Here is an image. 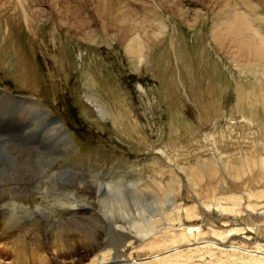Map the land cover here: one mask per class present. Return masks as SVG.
Instances as JSON below:
<instances>
[{"label": "rangeland", "instance_id": "rangeland-1", "mask_svg": "<svg viewBox=\"0 0 264 264\" xmlns=\"http://www.w3.org/2000/svg\"><path fill=\"white\" fill-rule=\"evenodd\" d=\"M244 19L255 40L254 30L263 37L264 0H0V89L29 101L0 90V119L11 126L0 141L43 170L11 192L18 230L43 209L92 225L91 211L67 215L63 205L93 197L82 185L92 177L125 192L152 190L156 204L178 179L179 211L152 226L154 236L117 237L126 264H157L165 254L169 264H264V58L229 28ZM125 25L134 28L128 40L136 34L146 45L141 62L119 41ZM35 103L70 140H50ZM63 170L75 174H55ZM230 198L234 211L220 210ZM7 243L3 264L13 260ZM96 253L75 264H92ZM56 254L49 240L26 264H63Z\"/></svg>", "mask_w": 264, "mask_h": 264}, {"label": "bare ground", "instance_id": "bare-ground-1", "mask_svg": "<svg viewBox=\"0 0 264 264\" xmlns=\"http://www.w3.org/2000/svg\"><path fill=\"white\" fill-rule=\"evenodd\" d=\"M230 16H234V15L232 14ZM149 25L151 24H148V26ZM160 26L161 25H159V27ZM124 28L126 29H124L121 35L119 34L120 35L119 41L120 42L122 41L121 43L124 44V51L130 58L137 60V62H141L144 56L143 50L145 49L146 45L144 46L142 40L138 38L136 34H134L133 36L131 35L132 37L130 36V39L128 40L127 36L129 32H131V30L134 28L132 26H126V25L124 26ZM229 28L231 29V31L237 33L241 37V40L245 44H247V46H249L251 50H254L252 51L253 53L255 52L254 53L255 56L253 58L255 59L264 58V36L262 37L258 31L256 32V30H254V32L257 35L255 40L254 39L255 37L249 34L250 33L249 27L245 19L243 20V22L237 20L235 23L229 24ZM245 32H247L248 34ZM12 99L15 100V98ZM17 100L19 102L22 103L27 102V104H29L28 100L25 102L19 99ZM88 101L93 106L94 110L97 113H99L100 115H103L105 113L102 106L98 102H96V100L92 98H88ZM35 105L38 107L37 113L41 117L42 122L45 121L48 122V124H50L51 128L49 130H50V134L52 135L50 140L52 141L53 137L56 136L57 134H59L60 136L64 135L65 139L67 138L68 140H70L68 135L66 134V130L63 129V127L59 123L58 124L60 126L55 125L54 123L55 120L56 122H58L59 118H53V117L50 118L48 113L44 109H42L39 104L35 103ZM9 129H11V126L8 127V130ZM67 143H69V141L65 142V145H67ZM57 147L58 146L52 145V150L57 149ZM19 155L20 154L17 152L13 153L11 148L6 147L5 145H3V142L0 141V188H2V193L0 195V214H2L0 220V244L3 240H7L8 241L7 249L10 250L9 256L13 257V260L11 262L9 261L6 264H26L28 253H31V255L36 254L37 249L39 250L40 247L43 246L49 240H51V245L57 253L56 254V256L58 257L57 260H59L60 262L62 261L63 264L66 262V260H68L72 264H75L76 262L81 263L88 254H92L95 251L98 253L94 255L93 259L91 258L92 264H105V263L110 264L111 262L112 264H126V262L129 259L123 260L121 258L122 256L123 257L125 256L123 255V252L120 250V247L123 244L122 243L119 244L116 241L117 237H119V235L121 236V234H124L125 231L131 234L133 233L134 237L137 238L136 240H139L138 237L139 238L149 237L153 235L152 226L156 225L159 220H162V222L169 221L170 219L169 213L172 214L174 210L179 211V208L176 206V202L174 200V195L172 194L173 192H171L173 186L174 188L175 187L180 188V184H179L180 182L178 179H175L173 181L171 180L172 182L170 181L168 183L167 188L169 189L171 188V191H164L162 196H159L161 197V201L157 202L156 204V200H157L156 194L153 193L152 190L151 192L149 190L139 189L137 188L136 184H133L130 187L125 186L127 190L130 191V192H125L123 188L120 187L116 188V186L107 185V184L105 185L102 182H99L92 177L91 179L85 181V183H82V181L81 182L77 181V183H82V185L87 186L90 189V191L92 187H94L95 190L94 189L93 190L95 194L93 197H91V195L90 196L87 195L88 197H90V199H85V197H82L81 200L79 199L75 200L76 202L74 201L73 198L66 201L65 204H63L64 207L70 208V211L69 213H67V215L68 214L75 215L76 213L79 212L84 213L87 211H91L92 215H89L88 218L91 219L92 225L86 224V221L89 219H79V221L78 220L64 221L60 217L62 220L61 219L55 220L53 219L54 217H52L53 215L51 212H48L42 208L43 209L42 213L45 215V217L38 221H35L36 223L31 224V226L28 227L26 231L20 232L18 230L20 220L18 219V217L11 219L12 217L10 216L13 215L11 212L15 211L16 208L15 203L12 201L11 192H13L16 189L21 191L27 188L26 186H28L30 180L33 177H37V173L39 174L43 173V170L37 167L38 166L37 161H39V159L36 160L37 158L35 156H34L35 159L24 160V158L20 157ZM263 161L264 159L261 158V162ZM33 162L36 163L34 167L30 166L32 165ZM179 169L183 170L184 173H186L185 169L183 168H179ZM197 170L201 171V168L200 169L197 168ZM205 170L211 171L212 169L205 168ZM65 173L71 174L72 172L63 170V172H59L55 174L64 175ZM64 178L62 180H64ZM187 179L188 182H192L190 180V177H187ZM45 180L49 181L50 179L46 178ZM148 198L151 199L148 200ZM230 199L234 200L235 203L231 202L232 203L231 206H225L219 204L218 208L222 211H234L237 200L234 198H230ZM95 209L97 210V212H95ZM184 211L187 214L188 210L184 209ZM45 212L48 213L46 214ZM156 215H158L159 217L158 219H156L155 217ZM175 216H177V214ZM9 221H14L17 225L8 224ZM39 225H44V227H46V234L43 233V230H40V228L38 227ZM163 226H167V225H163ZM104 231L106 232L107 237L106 238L104 237L103 243H104V248L107 247V249L99 253L100 245L103 244L101 237ZM168 231L170 230L165 229L164 232H168ZM165 236L166 235H164L163 237ZM128 238L129 237L127 236L126 239ZM81 250L83 251L81 252ZM111 250H113V253H111ZM41 257L43 256H40V254L39 256H37V258H41ZM169 257H170L169 254H165L164 257L160 261H158L157 264H169L170 262L172 263V260H170ZM130 262L133 263L134 261L131 260ZM0 264H3L1 259H0Z\"/></svg>", "mask_w": 264, "mask_h": 264}]
</instances>
